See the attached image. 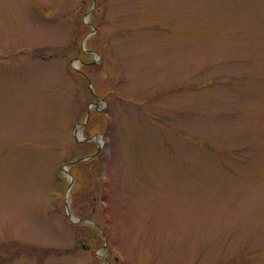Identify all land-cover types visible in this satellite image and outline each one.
Segmentation results:
<instances>
[{
    "label": "rangeland",
    "instance_id": "374dc122",
    "mask_svg": "<svg viewBox=\"0 0 264 264\" xmlns=\"http://www.w3.org/2000/svg\"><path fill=\"white\" fill-rule=\"evenodd\" d=\"M0 264H264V0H0Z\"/></svg>",
    "mask_w": 264,
    "mask_h": 264
},
{
    "label": "trees",
    "instance_id": "16d2710c",
    "mask_svg": "<svg viewBox=\"0 0 264 264\" xmlns=\"http://www.w3.org/2000/svg\"><path fill=\"white\" fill-rule=\"evenodd\" d=\"M86 64H84L83 66H85ZM87 66V65H86ZM78 73H82L83 74V72L82 71H80V72H77L76 74H78ZM81 75V74H80ZM86 77V76H85ZM95 96L96 95H94L93 96V98H95ZM102 114H104V113H101V112H98V111H96V110H93L92 112H91V115H90V118H89V120H88V122H87V125H86V128H89V127H92L93 128V130H94V127H96V128H98L100 125L102 126V123H101V121H100V119H98V116H100V115H102ZM94 119H95V121H94ZM80 122H82V118H81V120H80ZM98 126V127H97ZM98 133V132H97ZM94 134H95V130H94ZM99 225V224H98ZM99 227H100V225H99ZM101 228V227H100ZM92 231H93V233L96 235V236H98V233H100L96 228H92ZM103 233L105 234V231H103ZM101 234V233H100ZM106 235V234H105ZM101 236H102V234H101ZM103 237V236H102Z\"/></svg>",
    "mask_w": 264,
    "mask_h": 264
},
{
    "label": "water",
    "instance_id": "95a60500",
    "mask_svg": "<svg viewBox=\"0 0 264 264\" xmlns=\"http://www.w3.org/2000/svg\"><path fill=\"white\" fill-rule=\"evenodd\" d=\"M94 1H95V0H94ZM87 118H88V116H87ZM91 156H92V155H90V156H86V157H84V158L77 159V160L74 161V162H78V161L86 160V159L90 158ZM74 162L69 163V165L72 164V163H74ZM67 214H68L69 219H70L72 222H76V219H74V218L72 217V215H71V213L69 212L68 209H67Z\"/></svg>",
    "mask_w": 264,
    "mask_h": 264
}]
</instances>
